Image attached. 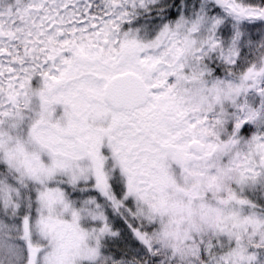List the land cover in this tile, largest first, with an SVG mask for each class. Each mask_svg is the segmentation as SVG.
Here are the masks:
<instances>
[{"label": "snow or ice", "instance_id": "1", "mask_svg": "<svg viewBox=\"0 0 264 264\" xmlns=\"http://www.w3.org/2000/svg\"><path fill=\"white\" fill-rule=\"evenodd\" d=\"M0 264H264V0H0Z\"/></svg>", "mask_w": 264, "mask_h": 264}]
</instances>
